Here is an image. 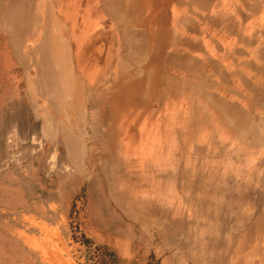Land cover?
<instances>
[{
    "label": "rangeland",
    "instance_id": "obj_1",
    "mask_svg": "<svg viewBox=\"0 0 264 264\" xmlns=\"http://www.w3.org/2000/svg\"><path fill=\"white\" fill-rule=\"evenodd\" d=\"M73 1L75 8L58 14L59 27L68 25L71 44L64 40L68 44L59 46L63 59L57 46L50 57L36 46H23L18 51L35 48L37 60L17 61L10 35L0 25V247L9 246L20 230L34 233L36 214L48 211L55 218L69 209L72 224L114 254L111 264H264L263 137L256 136L259 142L250 149L249 137L230 134L232 140H221L223 148L212 132L208 140L204 135L196 140L195 127H188V140L175 143L176 151L169 148L175 156L166 150L161 157H141L120 140L100 143L106 145L100 148L92 137L121 138L126 128L89 109L81 117V90L90 93L89 107L95 87L108 101L111 17L101 15L106 37L96 65L103 76L94 80V47L81 46L80 37V25L93 23L94 14L81 13V4L91 0ZM6 5L0 0L1 20ZM50 33L56 36L57 29ZM61 64L65 74L56 69ZM74 108L78 115L68 117ZM61 126L75 139L92 141L83 142L88 147L81 152L69 151L66 135L55 133ZM107 144L116 147L110 151ZM222 180L224 189L214 191L222 189ZM221 195L225 201L215 200Z\"/></svg>",
    "mask_w": 264,
    "mask_h": 264
},
{
    "label": "crops",
    "instance_id": "obj_2",
    "mask_svg": "<svg viewBox=\"0 0 264 264\" xmlns=\"http://www.w3.org/2000/svg\"><path fill=\"white\" fill-rule=\"evenodd\" d=\"M73 3V0H3V5H12L16 13L13 27L15 59L21 62L37 60L32 58L36 54L35 48L18 51V47L23 46H39L37 51L45 57H50L48 53L54 51L51 48L57 46L56 50L63 59L65 52L59 46L69 43V37L66 38L68 25L58 26L56 36H51L53 27H50V22L38 26L34 16L38 9L42 14L56 11L64 15V8L66 11L75 8ZM6 7L1 11H7ZM81 13L94 14L93 23L98 24L81 27V46H93L95 51L94 80L103 76L100 64L96 65L102 60L103 38L106 37L101 31V15H110L111 53L105 61L109 62V77L113 75L109 91L112 94L108 93L107 102L101 101L102 92L95 87L94 102L89 107L90 93L81 90V117H85L89 109L97 118L111 125L126 126L121 138L98 137L93 142L120 140L125 143L126 150L140 153L138 156L151 154L161 157L166 150L175 156L169 148L176 151L175 143L188 140V127H195L196 140H200L202 135L204 141L208 140L206 137L211 132L219 140H232L228 136L239 133L229 132L225 127L230 125L244 126L239 131L245 133L244 136L262 137L264 0H91L81 4ZM113 46H116L114 52ZM82 51L84 49L81 48V56ZM56 69L65 74L64 66ZM69 111L68 117L78 115L75 108ZM205 124L212 128L203 130L199 127ZM71 138L69 151L81 152L88 147L83 142L92 141ZM99 146L106 148V145ZM108 147L112 151L116 146L111 144ZM106 156L112 157V154H100L101 158ZM92 207H88L89 211ZM131 210L129 207L126 212L131 214ZM93 219L97 220L94 210ZM32 221L35 222L34 233L20 230L19 235L11 237L9 246L0 247V254H4L0 257V264H81L77 256L86 264V250L73 242L74 233L69 230L75 226L69 209H62L55 218L48 211L39 213L33 216ZM6 253L11 255L8 259Z\"/></svg>",
    "mask_w": 264,
    "mask_h": 264
},
{
    "label": "bare ground",
    "instance_id": "obj_3",
    "mask_svg": "<svg viewBox=\"0 0 264 264\" xmlns=\"http://www.w3.org/2000/svg\"><path fill=\"white\" fill-rule=\"evenodd\" d=\"M50 1V0H49ZM155 1V0H154ZM158 1V0H157ZM104 2V1H103ZM135 2V1H134ZM120 3V2H119ZM121 3H122V1H121ZM143 5H144V3H142ZM147 4V3H146ZM253 6L254 5H256V4H252ZM258 5V4H257ZM112 6V5H111ZM125 6V5H124ZM131 6V5H130ZM12 7L13 6H10L8 9H7V11H5V15H4V19H0L1 21H0V25H1V27L2 28H4L7 32H8V34L10 35V39H11V43L13 44L14 43V40H15V34H14V31L15 30H13V26H14V23L16 22V13L13 11V9H12ZM124 8V7H123ZM128 8H129V6H128ZM138 8V7H137ZM255 8V7H254ZM56 9V8H55ZM108 9V8H107ZM125 9V8H124ZM156 9V8H155ZM20 10V9H19ZM112 10V9H111ZM119 10V9H118ZM255 11V10H254ZM134 12V11H133ZM217 12V11H216ZM242 12V11H241ZM125 13V12H124ZM139 15V14H138ZM115 16V15H114ZM213 16V15H212ZM35 17V22L38 24V26H40V25H42V23H45L46 25L47 24H49V22L52 24V27L54 28V29H58V26H61V23H59V15H58V13L56 12V11H53V12H51V11H47L45 14H42L41 13V10L40 9H38V11H37V13H36V15L34 16ZM119 17V16H118ZM20 18V17H19ZM142 18V17H141ZM62 19V18H61ZM120 19H121V17H120ZM128 19V18H127ZM112 20V19H111ZM129 20V19H128ZM114 21V20H113ZM145 21V20H144ZM47 22V23H46ZM145 22H148V21H145ZM112 23V22H111ZM123 23V22H122ZM131 23V22H130ZM152 23V22H151ZM18 24V23H17ZM82 24V23H81ZM91 24H97V23H92L91 22ZM90 23L88 24V25H91ZM123 24H125V22L123 23ZM135 24H136V21H135ZM148 24V23H147ZM155 24V23H154ZM19 25V24H18ZM98 25V24H97ZM96 25V26H97ZM119 25V24H118ZM121 25V24H120ZM128 25V24H127ZM138 25V24H137ZM136 25V26H137ZM141 25V24H140ZM80 26H82V25H80ZM118 27V26H117ZM147 27V26H146ZM152 27V26H151ZM126 28V27H125ZM133 28V27H132ZM127 30V29H126ZM134 30V29H133ZM74 31V30H73ZM81 31V30H80ZM90 31V30H89ZM97 31V30H96ZM102 31V30H101ZM162 31V30H161ZM67 32V31H66ZM114 32V31H113ZM164 32H165V30H164ZM18 33V32H17ZM69 33V32H68ZM80 33V32H79ZM95 33V32H94ZM116 33V32H115ZM172 33V32H171ZM112 34V33H111ZM123 34V33H122ZM176 34V33H175ZM101 35V34H100ZM144 36V35H143ZM81 37V36H80ZM241 37V36H240ZM90 38V37H89ZM97 38H98V36H97ZM100 38V37H99ZM129 38V37H128ZM143 38V37H142ZM243 38V37H242ZM101 39V38H100ZM139 39H141V38H139ZM252 39V38H251ZM45 40V39H44ZM43 40V41H44ZM129 40H131V39H129ZM142 40V39H141ZM41 41V40H40ZM140 41V40H139ZM174 41V40H173ZM216 41V40H215ZM45 42H46V40H45ZM132 42V41H131ZM172 42V41H171ZM129 43V42H128ZM173 43V42H172ZM172 43H170V44H172ZM191 43V42H190ZM16 44V43H15ZM90 44V43H89ZM101 44V43H100ZM99 44V45H100ZM112 44V43H111ZM86 45V44H85ZM131 45V44H130ZM129 45V46H130ZM15 46V48H16V45H14L13 44V47ZM41 46H43V45H41ZM46 45H44V47H45ZM96 46V45H95ZM260 46V45H259ZM43 47V48H44ZM69 47H71V46H69ZM83 47H84V45H83ZM86 47V46H85ZM84 47V48H85ZM14 48V49H15ZM38 48H39V46H38ZM73 48V47H72ZM95 49H97V48H95ZM114 50V49H113ZM231 50V49H230ZM229 50V51H230ZM242 50V49H241ZM261 50V49H260ZM227 51V50H226ZM259 51V50H258ZM43 52V51H42ZM94 53H95V51H94ZM46 54V53H45ZM84 54V53H83ZM113 54V53H112ZM146 54V53H145ZM102 55V54H101ZM179 55V54H178ZM209 55V54H208ZM120 56H122V55H120ZM181 56V55H180ZM133 57V56H132ZM134 57H135V54H134ZM48 59V58H47ZM120 59V58H119ZM40 61V60H39ZM170 61V60H169ZM175 62V61H174ZM214 62V61H213ZM218 63V62H217ZM177 64V63H176ZM55 65V64H54ZM62 65V64H61ZM61 65H59V66H61ZM114 65V64H113ZM124 65V64H123ZM219 65V64H218ZM128 66V65H127ZM127 66H126V69H127ZM119 68V67H118ZM110 69V68H109ZM102 70V69H101ZM114 70V69H113ZM123 70V72H124V69H122ZM137 70V69H136ZM135 70V71H136ZM149 70V69H148ZM147 70V71H148ZM59 71V70H58ZM61 71V70H60ZM140 71V70H139ZM150 71V70H149ZM221 71V70H220ZM223 71V70H222ZM120 72H121V70H120ZM151 72V71H150ZM167 72V71H166ZM115 73V72H114ZM49 74V73H48ZM80 74V73H79ZM141 74H143V72L142 73H140V76H141ZM73 76V75H72ZM113 76V75H112ZM112 76H111V78H112ZM116 76V75H115ZM135 76V75H134ZM84 79V78H83ZM114 79V78H113ZM127 79H129V78H127ZM163 79V78H162ZM229 79V78H228ZM45 80V79H44ZM70 80V79H69ZM73 80V79H72ZM76 80V79H75ZM170 80H171V78H170ZM122 81V80H121ZM172 81V80H171ZM244 81V80H243ZM45 82L46 81H42V85H44L45 84ZM76 82V81H75ZM177 82V81H176ZM67 83V82H66ZM66 83H64V84H66ZM169 83H171V82H169ZM47 84H48V82H47ZM68 85H69V83H68ZM73 85H75V83H73ZM180 85V84H179ZM64 86V85H63ZM74 87V86H73ZM106 87V86H105ZM147 87V86H146ZM47 88V87H46ZM70 88V87H69ZM164 88V87H163ZM162 88V89H163ZM249 88V87H248ZM103 89V88H102ZM106 89V88H105ZM136 89V88H135ZM177 89V88H176ZM56 90V89H55ZM54 90V91H55ZM71 90V89H70ZM137 90V89H136ZM64 91V90H63ZM100 91H102V90H100ZM135 91V90H134ZM162 91V90H161ZM208 91V90H207ZM56 92V91H55ZM65 92V91H64ZM73 92V91H72ZM53 93V92H52ZM84 93V92H83ZM110 94V93H109ZM112 94V93H111ZM110 94V95H111ZM163 94V93H162ZM55 95V94H54ZM72 95V94H71ZM102 95H103V93H102ZM166 95V94H165ZM217 95V94H216ZM264 95V94H263ZM73 96V95H72ZM71 96V97H72ZM64 97V96H63ZM86 97V96H85ZM60 98V97H59ZM88 98V97H87ZM55 99V98H54ZM68 99V98H67ZM86 99V98H85ZM101 99V98H100ZM165 100V99H164ZM211 100H213V98L211 99ZM63 101H65V100H63ZM102 101V100H101ZM107 101V100H106ZM89 102V101H88ZM66 103V102H65ZM87 103V102H86ZM262 103V102H261ZM68 104V103H67ZM155 104V103H154ZM218 104V103H217ZM56 105H57V103H56ZM59 105V104H58ZM264 105V104H263ZM67 106V105H66ZM70 106V105H69ZM68 106V107H69ZM90 106V105H89ZM239 106V105H238ZM260 106V105H259ZM81 107V106H80ZM161 107V106H160ZM64 108V107H63ZM71 108V107H70ZM88 108V107H87ZM97 108H99V107H97ZM149 109V108H148ZM159 109V108H158ZM157 109V110H158ZM94 113V112H93ZM108 113V112H107ZM66 115V114H65ZM92 115V114H91ZM141 115V114H140ZM90 116V115H89ZM228 117V116H227ZM229 118V117H228ZM231 118V117H230ZM251 118H252V116H251ZM232 119V118H231ZM250 121V120H249ZM259 121V120H258ZM61 124V123H60ZM64 124V123H63ZM243 124V123H242ZM250 124V123H249ZM258 124V123H257ZM45 125H48V123L47 124H45ZM50 125V124H49ZM65 125V124H64ZM91 125V124H90ZM264 125V124H263ZM112 126H114V125H112ZM68 127V126H67ZM201 129H203V130H210L211 128H212V126L211 125H207V124H205V126H199ZM243 127L244 126H235V125H230V126H227V127H225V128H227L228 129V131L229 132H234L235 134L236 133H239V134H237V136L238 135H241L240 134V132L239 131H242L243 130ZM53 128V127H52ZM95 129V128H94ZM253 129V128H252ZM261 130H262V137H263V140H264V126H262L261 127ZM68 131V130H67ZM66 131V129L65 128H63L62 126L61 127H58V129L56 130V132L55 133H61V135L62 136H64V135H66V137H65V139L68 141V142H70L71 140H72V138H71V136L68 134V132ZM70 131V130H69ZM252 131V130H251ZM105 132H106V130H105ZM252 133V132H251ZM73 134V133H72ZM102 134V133H101ZM242 134H245V133H242ZM254 134V133H253ZM256 136V135H255ZM91 137V136H90ZM95 137V136H94ZM94 137H92L93 138V140H94ZM110 137V136H109ZM113 137V136H112ZM246 137H250V140H252L251 142H249L247 145L250 147V149L252 148V146H254L255 144H256V142H259L258 140H255V139H253L251 136H246ZM104 138V137H103ZM214 138V137H213ZM255 138V137H254ZM258 139H259V136L257 137ZM256 138V139H257ZM242 139L243 138H241V141H242ZM80 140V139H79ZM261 140V139H260ZM34 141V140H33ZM101 141V140H100ZM214 141H217V143H219V145L220 146H222L223 148H227V146H224V144L221 142V140H219L218 138L217 139H215ZM249 141V140H248ZM37 142V141H36ZM104 142H106V141H104ZM246 142H247V140H246ZM30 143V142H29ZM31 144V143H30ZM79 144V143H78ZM77 144V145H78ZM103 144V143H102ZM37 145V144H36ZM68 145V144H67ZM108 145V144H107ZM120 145V144H119ZM201 145V144H200ZM198 146L199 147V149L202 147V146ZM71 146V145H70ZM79 146H81V145H79ZM117 146H118V144H117ZM33 147V146H32ZM68 147H69V145H68ZM95 147V146H94ZM75 148V147H74ZM80 148V147H79ZM240 148V147H239ZM30 149V148H29ZM69 149H70V147H69ZM153 149V148H152ZM71 150V149H70ZM83 150H84V148H83ZM78 151V150H77ZM76 151V152H77ZM153 151V150H152ZM32 152V151H31ZM74 152V151H73ZM233 153H235L236 151H232ZM72 153V152H71ZM73 154V153H72ZM72 156V155H71ZM83 156V155H82ZM152 156V155H151ZM116 157V156H115ZM140 159V158H139ZM143 159V158H142ZM152 159V158H151ZM262 159V158H261ZM139 161V160H138ZM140 162V161H139ZM198 163V162H197ZM60 169V168H59ZM228 173V172H227ZM66 174V173H65ZM104 174V173H103ZM224 175V174H223ZM260 179H261V177H260ZM259 180V179H258ZM115 181V180H114ZM260 182H261V180H260ZM222 184H223V187H222V189H220L221 188V186H219V187H216L215 189H214V191H216V190H223L224 189V185H225V183H224V180H222ZM264 184V183H263ZM262 184V185H263ZM261 185V184H260ZM211 187V186H210ZM212 188L213 187H211V190H212ZM174 189L176 190H178L179 189V187H178V185H175L174 186ZM256 189H258V188H256ZM253 190V189H252ZM213 191V190H212ZM213 191V192H214ZM207 195H209L210 194V191H207V189L204 191ZM251 192V191H250ZM253 192H255V190H253ZM262 192H263V190H262ZM215 193V192H214ZM219 193H221V192H219ZM252 193V192H251ZM258 193H259V191H258ZM258 195H260V194H258ZM263 195V194H262ZM261 197V196H260ZM259 196H258V198H260ZM251 198V197H250ZM254 199V198H253ZM263 199V198H262ZM215 200H218V201H225V199H224V196L223 195H221V196H219V197H217V199H215ZM210 201V200H209ZM258 203V202H257ZM204 205V204H203ZM261 205V204H260ZM262 206V205H261ZM218 218V217H217ZM165 219V218H164Z\"/></svg>",
    "mask_w": 264,
    "mask_h": 264
},
{
    "label": "trees",
    "instance_id": "obj_4",
    "mask_svg": "<svg viewBox=\"0 0 264 264\" xmlns=\"http://www.w3.org/2000/svg\"><path fill=\"white\" fill-rule=\"evenodd\" d=\"M72 238L75 244L80 243L85 247L86 264H111L110 260L112 261V258L115 261L114 254L110 253L109 249H106V247L99 244L96 240L79 231L78 227H76Z\"/></svg>",
    "mask_w": 264,
    "mask_h": 264
},
{
    "label": "built area",
    "instance_id": "obj_5",
    "mask_svg": "<svg viewBox=\"0 0 264 264\" xmlns=\"http://www.w3.org/2000/svg\"><path fill=\"white\" fill-rule=\"evenodd\" d=\"M73 233H74V232H73ZM77 245L81 246L82 249H85V247H84L83 245H81L80 243L77 244ZM85 250H86V249H85ZM77 258H78V260L80 261L81 264H85V263L81 260V257H78V256H77Z\"/></svg>",
    "mask_w": 264,
    "mask_h": 264
}]
</instances>
